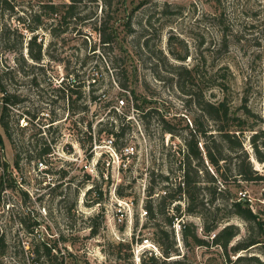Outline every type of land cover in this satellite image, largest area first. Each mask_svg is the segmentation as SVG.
Masks as SVG:
<instances>
[{"label":"rangeland","instance_id":"1","mask_svg":"<svg viewBox=\"0 0 264 264\" xmlns=\"http://www.w3.org/2000/svg\"><path fill=\"white\" fill-rule=\"evenodd\" d=\"M8 2L14 10H5L0 0V179L6 166L13 175L0 189V237L6 245L0 263L135 264V244L145 238L154 240L153 226L161 224L170 232L173 229L179 255L166 263L159 257V264H223L217 246L184 242L181 225L185 223L194 225L208 241L214 237L205 233L201 217L185 214L169 227L164 216L149 219L145 205L151 185L156 186L154 202L164 194L161 176L182 179L185 139L196 131L195 121L201 118L206 127H213L199 102L227 100L238 116L247 105L264 119V0H113L114 12L109 14L103 0H86L79 4L78 16L62 27L60 16L43 17L44 26L56 28L57 35L46 29L35 32L43 44L40 62L33 61L27 49L34 33L18 19L31 24V14L40 13L42 5L70 3ZM117 9L121 10L115 23L119 40L103 45L93 28L107 15L115 18ZM84 16L92 18L82 21ZM127 18L130 32L122 24ZM124 67L138 96L130 108L116 82ZM70 72L77 76L68 77ZM89 74L100 81L92 86ZM74 79L83 84L84 99L78 106L88 104V112L70 111L67 94ZM92 90L101 96L96 103L87 98ZM5 99L10 100L7 130L1 124ZM112 108L126 118L121 141L135 147L126 161L120 151L118 157H111L108 134L100 133ZM246 120V129L259 123L253 116ZM251 134L246 132L244 148L254 168L264 174V164L256 160L250 144ZM44 147H49V154L40 156ZM205 168L213 172L207 160ZM200 177L197 193L207 201L213 187L210 175L204 170ZM10 179L13 187H8ZM93 186L103 192L101 204L92 205L94 193L86 196ZM221 188H227L231 197L248 200L253 211L264 216V182ZM77 190L78 204L72 209ZM119 190L125 197L118 195ZM229 203L219 199L211 208L212 218L227 215ZM121 211L123 221H119ZM226 224H235L241 231L232 245L247 235L241 218L234 216L221 225ZM93 227L98 229L96 235ZM49 247L54 249L47 256ZM260 248L251 252L264 260V247ZM245 254L230 252L233 259ZM150 256L144 251L138 255L141 264Z\"/></svg>","mask_w":264,"mask_h":264},{"label":"trees","instance_id":"2","mask_svg":"<svg viewBox=\"0 0 264 264\" xmlns=\"http://www.w3.org/2000/svg\"><path fill=\"white\" fill-rule=\"evenodd\" d=\"M86 0H72L70 4L56 5L47 4L40 7V13L31 14V24L26 23L25 18H19V23L25 25L26 30L34 35L28 42V53L30 58L35 62H40L43 59V44L38 43V34L35 32L40 29L49 30L52 35H57L56 28L52 26L45 27L43 17L50 18L53 16L61 17L59 27L64 24H68L69 19L76 18L78 16L79 4ZM107 9L105 12L109 14L112 11L113 0H103ZM5 4V5H4ZM3 8L5 10H14V6L3 0ZM65 9V11H64ZM62 11L65 12L62 15ZM120 9H117L114 13L115 18H104L103 21H97L93 28L98 33L101 43L103 45H112L119 40V30L115 23H118L117 16ZM130 17V16H129ZM29 18V16L27 17ZM92 17L84 16L82 21L91 19ZM113 19V20H112ZM27 24V25H26ZM124 29L131 31V21L127 18V21L122 22ZM2 37L0 33V38ZM22 42L24 37H22ZM13 51V48H8ZM122 50V48H121ZM15 51V50H14ZM126 51V50H125ZM24 64L27 65L24 56H22ZM116 68L115 66L113 67ZM67 69V68H66ZM77 76L75 72L67 73L69 75ZM88 79L94 81L91 83L94 86L100 79L94 78L91 74L88 75ZM74 84L68 90V99L70 100V111L73 114L80 112H88V104L85 106H78L79 101L84 99L83 84L79 80L74 79ZM118 87L121 89V95L127 98L128 107L133 100H137L138 96L135 90L132 89V82L129 77V70L124 67L121 71V79L116 81ZM94 90L89 92L87 98L90 103H96L101 96H95L92 94ZM6 104L3 107L1 115V124L5 130L8 129V123L6 122L9 108L7 104L9 99H5ZM112 106L110 103L108 107ZM200 111L207 115L208 118L214 123L213 127H206L202 119L195 121L197 129L189 138L185 139L186 152L183 154L182 161L180 162V169L182 170V179L177 181L171 178L169 175L161 176V181L165 183L162 187L164 194L160 196L158 202H154L152 196L155 194L156 186L151 185L148 189V199L145 205L149 219L156 220L158 216L165 217L166 226L172 227L175 224V218L179 220L183 215H197L202 218L204 222V230L207 235L214 233V237L211 240L202 238L197 228L192 224H182V235L184 242L187 245L192 243L196 246H217L223 252L225 262L223 264H264V260L259 255H253L251 250L257 247H264V216L260 213H255L251 208V204L248 200L237 199L234 196H230L231 193L225 188L230 185H240L241 183H258L264 182V174H261L254 168L249 153L244 148V137L247 131L252 132L250 137V144L254 150V156L256 160L264 164V119L253 113V111L247 106L243 105V114L238 116L232 112V108L227 100H219L218 102H210L202 100L198 103ZM108 120L106 127L100 129V133L105 132L108 137H113V147L116 151H120L128 144L121 141L125 136V117L121 116L116 108L109 110L107 114ZM251 116L256 117L259 120L258 124L246 129L247 120ZM244 117H247L246 119ZM130 124V122L128 123ZM88 131L91 133L92 124H88ZM167 133H173L172 129L165 130ZM214 132L208 134L209 132ZM90 141H92V134H90ZM3 144V139L0 134V147ZM49 147H44L40 151V156L49 154ZM91 157V156H90ZM206 160L213 168V172H210L205 168ZM16 171L19 169V157L15 160ZM206 170L210 175V182L212 184V190L210 192V199L204 201V198L200 199L197 190H200L198 183H200L201 172ZM65 175L66 173L63 172ZM13 171L10 167L6 166L3 175L0 179V189L5 186L6 177H11ZM90 176H88V179ZM8 187H13L14 182L9 180ZM223 186L225 189L221 188ZM0 190V192H1ZM95 194L92 205L101 204L103 201V192L98 189V186L90 188L86 194ZM80 191H76L75 201L72 209L78 204ZM225 194V195H224ZM120 197H125V193L122 190L118 191ZM222 199V201H230L229 206L226 209L229 211L227 215H216L212 218L210 215L212 212V206ZM185 203V209L182 206ZM71 209V210H72ZM219 210V206H216ZM264 214V213H263ZM237 216L241 218L247 224V235L235 245H232L233 241L240 235L241 231L239 226L235 224L221 225L224 222H229L230 218ZM154 240H152L160 249V252L166 263L167 259L179 255V250L174 237L173 229L171 232L165 229L161 224H155ZM98 229L92 228V235H96ZM4 237H0V256L5 253L6 245L4 244ZM260 248V249H261ZM53 247L47 248L46 255L50 256L53 253ZM264 249V248H263ZM242 251H246L247 254L240 255L236 259H233L230 252L237 254ZM264 254V252H262ZM159 257L150 256L144 259L142 264H159ZM1 264V263H0ZM172 264H181L179 261L172 262Z\"/></svg>","mask_w":264,"mask_h":264},{"label":"built area","instance_id":"3","mask_svg":"<svg viewBox=\"0 0 264 264\" xmlns=\"http://www.w3.org/2000/svg\"><path fill=\"white\" fill-rule=\"evenodd\" d=\"M68 3H71L72 0H66ZM120 104L124 105L125 101L124 99L120 100ZM113 141L114 138L113 137H109L107 139V145L109 147V149L111 150V152H109V154L111 155V157H118V153L116 152L115 148L113 147ZM135 153V147L131 146V145H127L126 147H124L121 150V156L122 159L129 160V158H131L132 155H134ZM41 165H44L43 162H40ZM124 166L126 165L125 163L123 164ZM86 168L88 167L87 165L85 166ZM147 213V212H145ZM119 221H123V219L125 218L124 212H120L119 214ZM134 253H135V264H141V259L138 257L140 252H149L151 255L156 256V257H163L159 247L150 239V238H145L143 240H141L140 242L138 241L135 246H134Z\"/></svg>","mask_w":264,"mask_h":264}]
</instances>
